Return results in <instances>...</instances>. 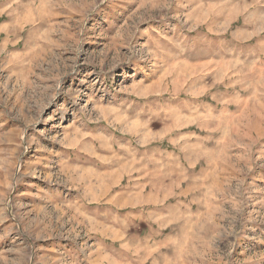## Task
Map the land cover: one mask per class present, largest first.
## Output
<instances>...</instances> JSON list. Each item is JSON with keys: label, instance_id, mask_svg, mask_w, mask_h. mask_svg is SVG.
Returning <instances> with one entry per match:
<instances>
[{"label": "rangeland", "instance_id": "1", "mask_svg": "<svg viewBox=\"0 0 264 264\" xmlns=\"http://www.w3.org/2000/svg\"><path fill=\"white\" fill-rule=\"evenodd\" d=\"M0 264H264V0H0Z\"/></svg>", "mask_w": 264, "mask_h": 264}]
</instances>
